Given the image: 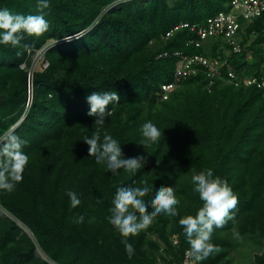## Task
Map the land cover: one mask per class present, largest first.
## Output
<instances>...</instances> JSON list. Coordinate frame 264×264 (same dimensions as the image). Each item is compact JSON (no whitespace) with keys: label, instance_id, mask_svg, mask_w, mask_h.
<instances>
[{"label":"trees","instance_id":"1","mask_svg":"<svg viewBox=\"0 0 264 264\" xmlns=\"http://www.w3.org/2000/svg\"><path fill=\"white\" fill-rule=\"evenodd\" d=\"M230 1L50 0V6L42 10L49 21L48 31L39 37L25 34L21 42L29 45V50L0 45V138L21 122L11 135L28 141L24 151L29 156L23 181L11 192L0 190V208L15 217V221L4 219L0 209V264H51L37 259L36 244L22 247L25 232L19 223L35 235L37 244L55 264H157L141 254V242L126 237L134 245L129 255L108 221L116 187L140 180L150 166H142L128 182H119L118 175L107 171L106 184H102L95 157L88 155L82 141L94 131L95 117L88 115L86 101L92 92H117L120 96L108 106L112 115L106 118L101 133L118 139L126 156H132L141 138L140 125L151 119L162 129L158 148L170 139L181 151L184 164H202L204 170L211 168L228 181L238 197L232 210L234 219L254 212L255 206L264 202V89L216 85L209 92L201 75L181 83L169 100H162V86L175 81L177 53L221 56L227 61L223 70L226 77L229 68L239 74L264 76V49L259 44L235 54L221 40H211L200 48L189 45L197 37L189 29L166 36L180 24L204 23L227 9ZM0 8L40 14L36 0H0ZM263 28L264 17L248 32ZM46 47L48 67L44 72L30 74L22 69L30 68L31 56ZM226 49L231 52L228 57ZM248 51L253 55L251 60ZM17 73V86L8 97L2 96ZM203 149L214 154L211 160L202 158ZM247 177L252 182L250 193L238 192ZM161 183L169 185L167 180ZM70 190L81 199L75 209L67 196ZM149 195L145 193L146 198ZM195 197L192 215L202 206L197 193ZM85 200L102 204L116 249L107 246L104 225L94 231L97 225L90 214L94 208L86 210ZM71 215L76 220L84 217L78 228L72 227ZM162 216L154 217L152 230L168 245L176 264H184L190 245L183 229L179 225L175 234L178 244L172 245ZM232 220L218 229L228 228ZM261 223L264 225V214ZM256 261L264 264V255ZM218 262L219 258L209 256L201 264Z\"/></svg>","mask_w":264,"mask_h":264},{"label":"clouds","instance_id":"2","mask_svg":"<svg viewBox=\"0 0 264 264\" xmlns=\"http://www.w3.org/2000/svg\"><path fill=\"white\" fill-rule=\"evenodd\" d=\"M36 3L37 9L40 11L38 15L14 13L7 8H0V45L11 46L12 48L22 47L29 50V45L21 44L25 34L39 37L48 31L49 21L45 18L42 10L50 6V0H36ZM257 31H264V28L262 30L257 29ZM249 42L248 40L247 43L249 44ZM255 43L257 44V42H252L250 46ZM230 53L227 49L225 50L226 57ZM247 55L248 59L253 58L250 51ZM225 67L222 69V75ZM201 75L204 76V89L207 90L204 73L189 80H197ZM216 85L225 84L219 81ZM174 92L170 94L169 98ZM169 98L163 99L162 88V100L167 101ZM119 99L120 96L117 92L109 91L92 92L86 97L89 106L88 115L95 117V121L92 135H85L82 141L87 145L88 155L94 156L96 164L104 166L112 175H119L121 169L126 173L135 174L137 169L144 166V161L147 160L148 156L143 151L138 152L135 156H126L118 139L107 132L101 133L106 118L112 115L108 106L118 102ZM14 131L12 130L10 135L0 138V190L8 192L13 191L16 185L23 181V174L29 162V156L24 151L28 141L17 135H11ZM139 132L141 138L135 144L147 146L158 140L162 129L153 120L145 119L139 127ZM191 184L193 191L198 194L202 206L196 210L194 215H184L178 222L183 229L187 243L190 245V251H187L184 256V264L188 255L198 264H201L213 252L220 250L211 242L213 229L214 227H223L226 220L234 219L235 213L232 210L237 206L238 197L228 181L215 175L211 168L194 172L191 175ZM145 193H149L150 198H146ZM67 196L71 208L75 209L81 204L79 194L75 191H68ZM111 203L112 206L109 208L111 215L108 217V221L121 236L126 252L131 255L134 251V245L126 238V234L139 231L151 223L153 217L161 213L170 217L178 216L177 206L180 204V200L172 186L164 183L158 185L150 182L142 183L138 179L130 186H117ZM149 205L152 207L149 208ZM83 221L84 217L79 216L76 222L82 223ZM19 224L24 229V225ZM174 244L177 245L178 242L175 241Z\"/></svg>","mask_w":264,"mask_h":264},{"label":"rangeland","instance_id":"3","mask_svg":"<svg viewBox=\"0 0 264 264\" xmlns=\"http://www.w3.org/2000/svg\"><path fill=\"white\" fill-rule=\"evenodd\" d=\"M47 50L48 47L32 55L30 58L31 67L27 68L23 66L22 69L26 70L30 74L44 72L47 65ZM226 53L228 52L226 51ZM13 77L14 78L9 80L8 86L2 90V96L8 97L15 86H17L19 81L18 73L14 74ZM19 124L20 123L17 122L14 126H12L10 132L12 130H16V127L19 126ZM9 133L6 136L10 135ZM161 138L162 137H160V139ZM158 145V141H153L147 146L136 145L132 156H135L138 152L142 151L146 156H148L147 160L144 161V165L150 166V169H148L143 176L144 179H140V182H150L158 185L162 180H167L169 186H172L176 191L177 197L180 200V204L177 206L179 215L176 217H170L163 214L162 216L168 224L165 230V235L169 239L170 243L174 245V242L176 241V230L179 228V219L184 215L190 214L191 207H194L196 203V193L193 191V185L191 184V175L194 172H199L204 169L202 168V164L201 166L191 165L188 163L184 164L181 160V151H178L177 148L172 145L170 139L164 142L161 148H158ZM170 148L174 149L173 153L168 152ZM202 153L203 159L208 158L211 160L214 155L207 149H203ZM139 170L140 168L136 170L135 174H129L122 169L118 175L119 182H128ZM106 172L107 170L104 166L98 165L97 174L98 177H100L102 184H106V180L104 178V174H106ZM78 174L80 175V173ZM251 184L252 182L249 177H247V181L244 184L245 186L241 190H238V192H247V194H249ZM109 200L111 202V198ZM83 204L87 205L86 210L94 208L93 210L91 209L92 212L90 213L92 221L95 222L93 224L97 225L94 231L97 230V228L100 230L101 226L104 225V228L107 230L104 231L105 236H103V238L107 241L108 247L110 246L112 247L111 249H116V239L111 229L107 227V221H105L106 215L102 209V204L94 205L93 202L88 200H85ZM110 205L112 206V203H110ZM257 206H255V209L253 210L254 212L246 213L238 219L232 220L231 225L228 228L223 230L218 228L213 229L211 242L218 246L220 250L218 252H213L210 257L219 258L218 264H258L256 261L257 256L264 255V227H262L264 225L261 223V219L264 214V211L261 209H263L264 202L260 206ZM0 209L4 219L15 221V217L12 214L8 213L3 208ZM72 209L70 210V213L72 212ZM71 220L72 227L78 228L79 226L77 227V225H79V223L76 222L77 220L74 215H71ZM154 224L155 219L153 217L152 222L147 226L141 228L137 232H129L126 234V237H128V239L131 237L134 243L141 242V250H143L141 251V254L150 259H154L157 264H176L174 257L169 254L170 250L168 245L158 234L153 232L152 228ZM252 228L254 229V232H252ZM23 230L25 232L23 235L25 236H21L23 239L22 247L25 249L27 247L29 248L31 244H36L37 259L46 260L51 264H55L51 261L46 252L37 244L35 235L27 228H24Z\"/></svg>","mask_w":264,"mask_h":264},{"label":"built area","instance_id":"4","mask_svg":"<svg viewBox=\"0 0 264 264\" xmlns=\"http://www.w3.org/2000/svg\"><path fill=\"white\" fill-rule=\"evenodd\" d=\"M263 17L264 0H231L227 5V9L209 18L204 23L188 22L180 24L167 33L166 36L170 38L178 31L189 29L197 36L196 40L189 42V45L200 48L211 40H221L232 48V53L239 54L248 49L252 42H257L264 49V31L252 30L251 34L248 32L254 21ZM246 40L251 43H246L243 46ZM176 55L178 63L175 81L162 87L164 100L169 98L181 82L197 77L201 73L206 76V88L209 92L219 81L235 88L256 86L260 90L264 89V76L258 78L254 75H247L244 71L239 74L231 68H229L228 76H223L222 69L227 65V61L221 56L208 57L205 54L184 55L182 53ZM185 264H198V262L188 255Z\"/></svg>","mask_w":264,"mask_h":264}]
</instances>
